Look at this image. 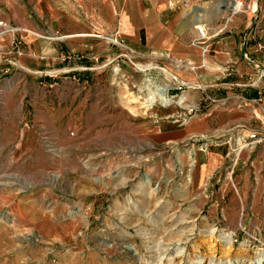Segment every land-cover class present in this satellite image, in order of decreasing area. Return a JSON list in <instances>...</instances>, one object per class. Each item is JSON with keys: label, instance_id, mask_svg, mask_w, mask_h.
I'll list each match as a JSON object with an SVG mask.
<instances>
[{"label": "rangeland", "instance_id": "374dc122", "mask_svg": "<svg viewBox=\"0 0 264 264\" xmlns=\"http://www.w3.org/2000/svg\"><path fill=\"white\" fill-rule=\"evenodd\" d=\"M215 1L223 9L209 17L214 33L245 31L254 1ZM257 4L264 8V0ZM38 8L39 0H0V21L7 26L0 36V264H257L264 252L263 164L247 167L245 186L235 190L227 180L216 212L211 199L198 198L201 191L181 185L188 168L180 150L191 148L195 137L169 149L179 152L169 153L167 166L151 169L166 154L147 146L139 128L146 120L191 121L180 125L171 118L181 95L172 87L182 83L175 72L186 63L173 62L170 71L118 56L112 73L122 104L96 82L86 84L90 92L78 87L71 94L65 68L77 59L64 44L70 28L65 19L58 33L45 26L41 36L59 49L55 60H41L37 49L47 40L36 32ZM195 28L208 35L205 26ZM67 56L71 60L62 61ZM147 88L165 90L169 105L148 106ZM88 92L92 100H80ZM225 207L232 218L224 217Z\"/></svg>", "mask_w": 264, "mask_h": 264}, {"label": "crops", "instance_id": "0c3cea01", "mask_svg": "<svg viewBox=\"0 0 264 264\" xmlns=\"http://www.w3.org/2000/svg\"><path fill=\"white\" fill-rule=\"evenodd\" d=\"M215 3V0H209V6H206L203 0H66L63 5L59 0H39L36 32L40 34L39 38L47 40L41 36L45 26L58 33L60 21L65 19L70 30L64 36V44L77 59L65 68L71 94L78 87L85 88L89 82H96L101 91H114L119 104H122L121 89L112 73L118 56L130 58L139 65L156 64L169 69L173 62L186 63L184 69L175 74L180 82L195 85L186 89L184 96L188 104L199 107L198 113L185 126L167 121L154 125L151 120H146L143 127H138L147 146L161 147L166 154L165 159L152 164L153 170L163 163L167 166L171 159L168 156L178 151L170 152L173 145L187 146L194 137H213L219 133L247 136L251 131L261 129L264 78L252 84L259 70L245 61L243 55L247 52L259 68H264V51L258 49L264 44V39L259 41L264 36V8L256 4L251 9V17L244 16L245 31L228 28L226 33L218 35L214 33L216 24L210 22L209 17L223 7ZM17 25L25 26L20 22ZM195 26H205L208 35L198 34ZM43 44L45 48L39 45L37 49L40 59L55 60L52 57L57 55L59 45L56 43L53 48L52 41L48 40ZM28 49L31 52L30 46ZM118 62L126 72H131L123 59ZM43 66H47L46 61ZM150 73L162 79L161 73ZM86 88L90 92V86ZM89 92L80 100L90 102ZM205 96L221 102L209 105ZM158 114L166 115V111L160 110ZM190 146L180 150L182 167L188 168L187 180L181 185L201 191L198 198L211 199L212 212L217 211L218 198L223 197L228 179L236 190L240 183L245 186L248 181V166L264 165V143L244 149L236 156L229 154L225 144L211 146L206 153L196 152L195 164L191 166L190 150H195L197 145L190 143ZM231 162L238 174L234 180V168L230 174ZM210 188L217 190L209 192ZM199 202L203 201L200 199ZM230 210L224 208V217H233Z\"/></svg>", "mask_w": 264, "mask_h": 264}, {"label": "built area", "instance_id": "2783aa9c", "mask_svg": "<svg viewBox=\"0 0 264 264\" xmlns=\"http://www.w3.org/2000/svg\"><path fill=\"white\" fill-rule=\"evenodd\" d=\"M254 1V6L257 4V0H251ZM256 10V8H254ZM6 24L2 21H0V36L5 34L7 32ZM259 51L263 52L264 51V44L259 46ZM244 60L247 61L248 63L254 65L255 68L259 70L258 75L255 79V81L252 82L254 85L255 83L259 82L261 79L264 78V68H259V65L251 58V56L245 52L244 55ZM72 57L67 56L63 57L62 61L65 60H71ZM116 71V70H115ZM193 85L192 84H185V83H179V84H172V87L179 90L180 92V97L179 101L176 103L178 106L179 111L176 113L175 116H172L173 122L178 123L180 125H185L188 123L192 118L198 113L199 107L196 105H190L186 103V100L183 96V92L191 88ZM147 87H151V85H147ZM147 92H149L150 96L148 98V106L155 105V104H160L161 106H166L169 105L170 99L165 98V90L158 91V92H164L162 96L159 95V93H154L152 91H149V89H145ZM156 96V98H155ZM206 102L209 105H216L221 102V100L214 99L211 97L206 96L205 97ZM168 101L167 103H164L165 101ZM260 102V101H259ZM262 105V112L260 114V123H261V129L251 131L247 136L243 135H235L234 137L231 135H228L227 133H220L217 134L213 137H206V136H199L195 137L193 139L192 144H196L197 147L196 149L190 150L191 158L193 159V164H195V154L196 152H201V153H206L208 149L211 146H220V145H227L229 148V154L236 156L239 155L244 149L249 148L250 146L256 145V144H263L264 143V105L263 102H261ZM234 168V162H231V169H230V174H232V170Z\"/></svg>", "mask_w": 264, "mask_h": 264}, {"label": "bare ground", "instance_id": "6f19581e", "mask_svg": "<svg viewBox=\"0 0 264 264\" xmlns=\"http://www.w3.org/2000/svg\"><path fill=\"white\" fill-rule=\"evenodd\" d=\"M163 94H164V92H160V93H159L160 96H162ZM167 102H168V101L166 100L164 103H167ZM143 182H144V183H147V184H150L149 179H144ZM212 233H214V231H213ZM224 241H225L226 245H228V246L231 245L230 240H228V239L225 238ZM255 262H256L257 264H263V262H264V252H263V253H259V254L257 255V257L255 258Z\"/></svg>", "mask_w": 264, "mask_h": 264}]
</instances>
